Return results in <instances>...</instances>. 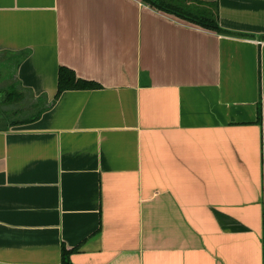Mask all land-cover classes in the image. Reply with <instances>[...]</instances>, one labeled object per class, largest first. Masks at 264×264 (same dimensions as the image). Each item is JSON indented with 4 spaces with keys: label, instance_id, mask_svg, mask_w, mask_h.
Segmentation results:
<instances>
[{
    "label": "crops",
    "instance_id": "1",
    "mask_svg": "<svg viewBox=\"0 0 264 264\" xmlns=\"http://www.w3.org/2000/svg\"><path fill=\"white\" fill-rule=\"evenodd\" d=\"M189 1L0 0V264H264V0Z\"/></svg>",
    "mask_w": 264,
    "mask_h": 264
},
{
    "label": "trees",
    "instance_id": "2",
    "mask_svg": "<svg viewBox=\"0 0 264 264\" xmlns=\"http://www.w3.org/2000/svg\"><path fill=\"white\" fill-rule=\"evenodd\" d=\"M142 2L155 10L174 15L179 19L202 28L213 30L219 33L226 32L219 25L218 9L216 3H208L207 6H200V2H191L189 0H142ZM99 87L100 85L95 81L82 79L78 77L72 69L66 66H60L58 69L57 88L54 99H56L63 91L66 90L95 89ZM2 92H4V102H14L21 98V93L17 90L11 89V91ZM43 109H45V107L38 110L37 114L33 118H38ZM26 121L28 120L23 119L18 122L25 123ZM73 251L74 249H66L65 247H62L60 264H72L70 255Z\"/></svg>",
    "mask_w": 264,
    "mask_h": 264
},
{
    "label": "rangeland",
    "instance_id": "3",
    "mask_svg": "<svg viewBox=\"0 0 264 264\" xmlns=\"http://www.w3.org/2000/svg\"><path fill=\"white\" fill-rule=\"evenodd\" d=\"M0 74H1V72H0ZM2 75V74H1ZM20 89H18L17 91H19ZM20 93H21V98H20V104H14V105H9V106H7V107H4V106H1L0 105V115L2 114L3 116H0V118L2 117V120H4L5 118L6 119H10V117L12 116V117H14V116H16V117H19V116H22L21 115V113L19 114V115H10V113H11V111L15 108L16 110H17V106L18 107H21L22 109L21 110H25V111H29L30 110V112H32V108L28 105V103L26 102V100L29 98L28 97V95H27V92L26 91H24V90H20L19 91ZM2 97V96H1ZM1 97H0V99H1ZM43 103V101L40 103V104H42ZM40 104H38V106H36V108H39L40 107ZM44 104V103H43ZM42 104V105H43ZM41 105V106H42ZM19 111V112H23V111ZM35 111V110H34ZM6 119H5V121H6Z\"/></svg>",
    "mask_w": 264,
    "mask_h": 264
},
{
    "label": "built area",
    "instance_id": "4",
    "mask_svg": "<svg viewBox=\"0 0 264 264\" xmlns=\"http://www.w3.org/2000/svg\"><path fill=\"white\" fill-rule=\"evenodd\" d=\"M263 167H264V156H263Z\"/></svg>",
    "mask_w": 264,
    "mask_h": 264
}]
</instances>
